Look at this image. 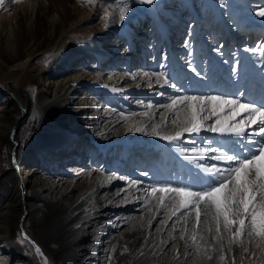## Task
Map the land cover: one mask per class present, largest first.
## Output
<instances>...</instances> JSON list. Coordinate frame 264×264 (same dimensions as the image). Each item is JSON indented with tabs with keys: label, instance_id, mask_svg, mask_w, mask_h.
Here are the masks:
<instances>
[{
	"label": "bare ground",
	"instance_id": "obj_1",
	"mask_svg": "<svg viewBox=\"0 0 264 264\" xmlns=\"http://www.w3.org/2000/svg\"><path fill=\"white\" fill-rule=\"evenodd\" d=\"M120 1L5 0L0 8V68L35 86L39 102L21 124L17 159L25 161L16 170L4 131L14 107L0 96V264H29L21 233L42 240L57 264H222L172 241L150 193L182 180L178 147L213 137L232 148L237 138L202 132L170 144L146 133L172 118L166 106L183 95L264 103V17L256 15L264 0H158L126 21L135 2L124 9ZM248 247L234 246L236 264H264Z\"/></svg>",
	"mask_w": 264,
	"mask_h": 264
},
{
	"label": "snow or ice",
	"instance_id": "obj_2",
	"mask_svg": "<svg viewBox=\"0 0 264 264\" xmlns=\"http://www.w3.org/2000/svg\"><path fill=\"white\" fill-rule=\"evenodd\" d=\"M88 2L95 3V0ZM139 2L151 5L154 0ZM4 6L5 0H0V8ZM256 15L264 17V9ZM216 51L219 52V49ZM192 70L196 71L195 68ZM236 71L233 67L232 72ZM159 76L165 74L160 73ZM164 84H169V78L165 77ZM171 87L176 85L173 83ZM166 107L172 110V118L169 120L162 115L160 124L149 125L153 130L147 135H156L170 144L182 141L185 134L198 136L202 132L237 139L232 140V148H224L220 144L213 147L214 141H208L209 147L198 148L195 140L191 141L193 147L190 149L177 148L189 163L195 157L198 161L207 158L225 166L197 162L195 167L200 174L194 178V183L183 186L164 183L152 187L150 194L156 200V214L160 215L159 210L162 209L165 215L159 223L167 227L171 222L170 239L185 241L184 247L193 250L191 254L207 261L218 259L222 264H236L235 256L229 257L227 253H232L235 246L241 248L244 254H249V243L264 255V103L257 105L223 95H183L173 99ZM237 117L241 118L237 120ZM169 124L178 130L174 134L161 135L158 129ZM135 130L143 131L141 128ZM139 183L132 181V185ZM149 211L152 209L149 208ZM177 224L181 225L179 229ZM176 232L178 236L173 235ZM166 243L161 241V244ZM33 246L37 254L44 255L38 246ZM172 248L179 252L175 244ZM140 255H144L143 250H140ZM44 264H47L46 257Z\"/></svg>",
	"mask_w": 264,
	"mask_h": 264
},
{
	"label": "water",
	"instance_id": "obj_3",
	"mask_svg": "<svg viewBox=\"0 0 264 264\" xmlns=\"http://www.w3.org/2000/svg\"><path fill=\"white\" fill-rule=\"evenodd\" d=\"M0 96H4L14 107V115L7 129L6 140L8 143V160L10 166L16 170L19 169L17 150L19 147V130L22 122L27 118L30 111L39 108L37 99V88L25 83L14 76V73L6 68H0ZM24 188H22L23 191ZM22 207L24 205L22 204ZM21 245L22 251L27 256L29 264H44V258H47V264H57L54 256L48 252L45 244L38 238H31L23 233ZM27 237L28 239H25ZM31 242V243H30ZM38 246L43 252L40 256L35 252Z\"/></svg>",
	"mask_w": 264,
	"mask_h": 264
},
{
	"label": "rangeland",
	"instance_id": "obj_4",
	"mask_svg": "<svg viewBox=\"0 0 264 264\" xmlns=\"http://www.w3.org/2000/svg\"><path fill=\"white\" fill-rule=\"evenodd\" d=\"M134 2H135V4H134V6L130 9V10H128L127 11V13L124 15V18L123 19H121V17H120V20L121 21H126V20H128L129 18H130V16L133 14V13H135L136 11H142L141 9H142V4L139 2V0H133ZM133 1H131V0H121L120 2H117V4H116V7L118 6H122L124 9H125V7L124 6H126V5H128L130 2H132V3H134ZM158 0H154V2L156 3ZM131 4V3H130ZM8 28V29H7ZM5 30L7 31V32H9V35H10V38H12L13 36H14V33H15V20L13 19L11 22H10V24L9 25H7V27H5ZM12 33V34H11ZM13 39V38H12ZM133 39V38H132ZM134 40L136 41L137 40V37H135L134 38ZM133 41V40H132ZM131 41V42H132ZM134 44V43H133ZM134 45H136V44H134ZM113 50H115V51H117V53L118 52H120L121 51V46H118V44H117V46L113 49ZM120 50V51H119ZM124 52V51H123ZM123 52H121V54H123ZM122 56V55H121ZM10 123H11V120H7V121H5V124H6V127H5V132L7 133V129H8V127H9V125H10ZM24 133H28V131H25ZM195 138H198V137H195ZM205 139V140H204ZM199 141V144H198V148L200 147V146H203V147H209V144H208V141H214L215 143H213L211 146H213V147H215V146H217V144H220V145H222L223 143L222 142H220L219 140H218V138H208V137H205V138H202V140H198ZM203 141H205L204 143H206V144H204L203 143ZM166 145H163V146H160V147H165ZM224 147V146H223ZM190 155V154H189ZM27 156V155H26ZM181 156H183L182 154H181ZM7 157H8V150H7ZM179 159H180V161H181V164H182V167H183V170H184V172H183V175H182V180L181 181H173V182H170L173 186H178V184H179V186H183V185H186V184H191V183H194V179L193 178H195L197 175H199L200 174V172H199V169H197L196 167L194 168V166H195V164L197 163V162H199V163H206V164H208V165H211L212 163H217L218 164V166H219V163H218V161H212V160H210V159H205V160H200V161H197L196 160V158L194 159L193 158V161H192V163H189V161L187 162L186 161V159H184L183 160V158L184 157H178ZM183 161H182V160ZM209 160V161H208ZM25 161V159H22V160H20V161H18V164H19V168L22 166V163ZM187 163V164H186ZM187 165V166H186ZM11 167V166H10ZM12 168V167H11ZM195 171V172H194ZM189 177V178H188ZM187 180V181H186ZM192 180V181H191ZM184 181V182H183ZM188 181H190V182H188ZM166 183V182H165ZM167 183H169V182H167ZM175 183H177V184H175ZM186 183V184H185ZM160 184H164V183H162V182H158V183H155V185H160ZM181 184V185H180ZM231 255V256H230ZM234 255V251L232 252V254L231 253H229V257H232ZM235 256V255H234ZM121 264V263H120ZM136 264H141V263H136ZM229 264H230V262H229Z\"/></svg>",
	"mask_w": 264,
	"mask_h": 264
}]
</instances>
